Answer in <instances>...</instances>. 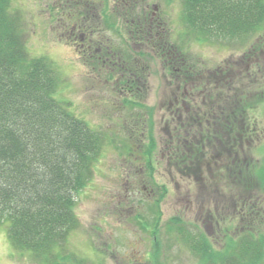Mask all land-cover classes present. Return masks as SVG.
<instances>
[{
    "label": "trees",
    "instance_id": "trees-1",
    "mask_svg": "<svg viewBox=\"0 0 264 264\" xmlns=\"http://www.w3.org/2000/svg\"><path fill=\"white\" fill-rule=\"evenodd\" d=\"M15 1L0 0V228H6L11 247L48 264L75 263L74 255L65 257L64 253L65 244L80 227L75 207L92 182L96 165L112 150L121 152L131 170L137 167V172L128 175L144 188L140 192L146 215L138 217V224L151 247L146 261L177 264L183 256L187 264H264V224L252 204L260 199L255 193L264 185V163L241 160L244 148L249 147L253 153L258 129L250 115L264 107V93L255 95L251 91L253 104L238 97V106L243 102V108L234 105L235 110L224 114L225 108L212 102L215 97L223 100L224 92H210L206 87L208 80L199 86L202 76L192 72L193 61L189 57L193 43L246 42L263 33L264 0H181V30L177 37L169 36L160 19L151 20L135 2L128 5L126 12L132 25L125 27L139 38L138 42L145 40L157 56L168 61L172 84L177 85L169 108L172 102L185 108L188 99L190 106L191 100L195 102V94H207L209 103L204 97L201 102L212 105L205 115L198 112L194 116L192 110L190 116L191 109L186 110L187 123L173 129L169 126L161 146L154 136L151 110L136 108L144 107L138 104V96L143 98L139 95L143 93L141 82L147 80L148 70L137 69L140 73H136L132 63L136 57L125 49L124 43L117 44L108 36L116 33L117 23L126 12L109 13L107 1L101 0V6L93 5L100 11L85 15V20L99 25L84 23L80 18L81 21H72L78 27L68 32L85 66L99 72L105 67L117 68L118 73L95 75L99 77L96 85H104L106 93L112 92L110 98L117 112H132L129 122H123L115 132L93 127L74 112L69 102L58 99L60 66L56 68L48 58L31 53L25 18L13 8ZM59 24L65 30V23ZM89 42L95 46L87 49ZM121 92L127 95L121 96ZM221 114L225 117H219ZM243 115L244 125H240L238 121ZM224 156L232 159L216 170ZM161 162L166 163L165 172L172 182L185 180L196 185L197 178H204L208 169L215 173L210 174L209 182L218 178L219 183L226 184L222 190L228 193L227 202H213L218 226L215 229L225 232L223 242L213 238L217 235L210 233L212 220L201 213L196 220L203 227L184 215L171 218L161 227V204L168 195V187L155 179L156 167ZM176 191L182 194L179 186ZM259 201L263 203L264 199ZM232 220L240 222L239 229L235 230L233 225L229 229L221 227V221L224 224ZM166 243L163 252L162 245ZM172 253L178 257L172 258ZM160 254L165 261L156 260Z\"/></svg>",
    "mask_w": 264,
    "mask_h": 264
},
{
    "label": "rangeland",
    "instance_id": "rangeland-1",
    "mask_svg": "<svg viewBox=\"0 0 264 264\" xmlns=\"http://www.w3.org/2000/svg\"><path fill=\"white\" fill-rule=\"evenodd\" d=\"M119 1L116 0V2ZM60 3L64 4V0H16L14 2L13 8L22 12L25 18L28 48L34 56L46 57L55 63L56 68L60 66L58 69V99L69 102L74 112L93 127L110 128L116 132L121 128L123 122H129L132 112L127 110L122 114L118 113L114 102H112L113 99L110 98L112 92L103 91L104 85L97 86L99 77L96 78L95 75H97L96 73H118L117 68L108 70V67H105L106 70L99 72L93 67L84 65V60L80 58V54L73 45L72 34L67 33L70 32V28L63 30L59 25L60 15L58 13L62 15L63 9L57 8L55 5ZM139 4H142V7L139 6L140 11L146 7L143 5L150 6L149 17L151 20L160 19L159 21L165 25L169 36H178L177 32L181 30V0H141ZM124 10L121 7L119 14L124 13ZM109 13H111L110 8ZM131 20L132 18L129 17L127 19L129 23H126L124 18L120 19L117 23L116 33L112 36L107 35L117 44L124 43L125 49H128L130 54L136 57L132 62L136 73H140L137 69L141 71L147 68L148 70L146 72L149 73L147 80L143 82L139 80L143 90V93L139 95H142L143 98L138 96V104L144 107L136 108L143 111H148V108L151 110L154 136L161 146V138L166 137V129L169 126L170 129H173L177 124L183 126V123H187L189 114L185 113L186 110L191 109L190 116H192V110L194 116L198 112L205 115L210 112L212 105L201 102L204 97L205 101L209 103L207 94L205 96L195 94V102L193 103L191 100L190 106L188 99L185 108L179 104L175 105L174 102L169 108L177 85L172 84L171 72L167 67L168 61L157 56L145 40L138 42L139 38L133 37L128 27L126 30L125 25H132ZM136 30L135 28L134 31ZM61 41H64L65 44ZM94 46V43L90 45L89 42L86 48L90 49ZM190 53L189 57H192L191 61H193L192 72L200 73L202 76L198 85L203 86L202 81L206 83L205 80H208L209 86L206 87L210 92H224L223 100L222 97L221 99L215 97L212 101L214 105L225 108L224 114L230 113L234 105L238 106V97L243 98V102L246 100L253 104L255 101L250 98L253 96L251 91L255 95L264 93V32L253 35L246 42L238 40L230 44L227 41L193 43L190 45ZM140 54L141 56H138ZM141 87L138 89L142 92ZM125 95L127 94L121 92V96ZM119 101L123 103L122 97L119 98ZM242 103L238 106L239 109L243 108ZM117 104L123 106L120 103ZM128 104L130 105V103ZM194 104L197 105L194 107ZM176 111L177 116L175 115ZM174 115L176 119H174ZM219 117L225 116L221 114ZM250 118L255 128L258 129V131L255 130L257 131V141L255 139L252 144L254 146L252 154L249 147L244 148L241 160L247 159L252 163L262 164L264 163V107L253 111ZM243 119L244 115L238 121L240 125L243 124L241 121ZM230 159L224 156L222 161L217 164L216 170H219L221 166L224 167L226 163L230 162ZM156 160H159V153L156 154ZM129 166L125 163L120 151L113 152L112 150H109L96 165L92 182L79 197L75 207L80 227L74 236L70 237L69 243L65 244V257L74 255L76 258V262L73 261V264H155L146 261V254L151 253V247L146 242L145 234L141 232L138 224V217L146 215V207L144 208L141 204V201L144 200V196L142 197L140 192L142 186L135 184V180L128 175L131 171L137 172V167L131 170ZM166 166L165 162L158 163L155 172L157 183L168 187V195L161 204L162 223H164L161 227L164 228L171 218L178 215H184L190 221L197 223L196 217L201 213L208 215L212 220L213 224H209V222L208 224L211 226L210 233L217 235L213 238L217 239V242H223L225 232L219 233V230L215 229L218 226L215 225L213 202L218 200L219 203H222L221 205L224 204V201L227 202L228 193H224L222 190L226 184L219 183L218 178L209 182L210 174L214 172L208 169L204 172V178H197L196 185L185 180L184 182L179 180L172 182L165 172ZM262 166L264 165L262 164ZM178 186L182 191V194L179 195L176 191ZM257 191L260 194H255L260 195V199H264L263 184ZM254 197L256 196H253V200ZM200 199L202 201H198ZM260 199H255L252 204H255V208L259 212L260 223L264 224V201L261 203ZM257 203L258 205H256ZM223 214L227 219L226 212ZM222 222V228L229 229L230 225H233L235 230L240 228L239 221H224V224ZM166 247L167 243L162 245L163 252ZM172 254H174L171 255L172 258L178 257L175 253ZM186 255L188 256V254ZM163 257L160 254L155 258L165 261ZM179 261L180 263H176L187 264V260L183 256ZM0 264H48V262L44 259L34 258L28 252L16 251L9 243L6 228H0ZM66 264L72 263L66 262Z\"/></svg>",
    "mask_w": 264,
    "mask_h": 264
},
{
    "label": "flooded vegetation",
    "instance_id": "flooded-vegetation-1",
    "mask_svg": "<svg viewBox=\"0 0 264 264\" xmlns=\"http://www.w3.org/2000/svg\"><path fill=\"white\" fill-rule=\"evenodd\" d=\"M76 1H77L76 8L78 9L77 15H79V20L81 21V19H82L84 23H87V21L85 20V15L88 14L89 12H98V9L94 8V10H90L89 5L84 4V0H76ZM120 2H121V4L124 3V6H123V9H125L124 13L128 9V5H130L132 2H135L138 5L137 0H120ZM65 8H73L72 2L71 1H65ZM126 14H127V12H126ZM86 18H88V17H86Z\"/></svg>",
    "mask_w": 264,
    "mask_h": 264
}]
</instances>
